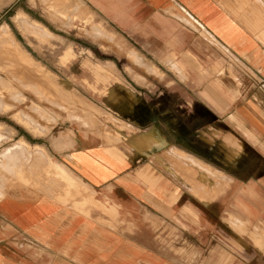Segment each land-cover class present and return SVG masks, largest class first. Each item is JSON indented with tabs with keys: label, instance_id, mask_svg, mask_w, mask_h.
<instances>
[{
	"label": "crops",
	"instance_id": "obj_1",
	"mask_svg": "<svg viewBox=\"0 0 264 264\" xmlns=\"http://www.w3.org/2000/svg\"><path fill=\"white\" fill-rule=\"evenodd\" d=\"M86 1L164 56L199 58L197 93L163 111L145 98L124 119L139 133L114 143L0 119V264H264V0Z\"/></svg>",
	"mask_w": 264,
	"mask_h": 264
},
{
	"label": "rangeland",
	"instance_id": "obj_2",
	"mask_svg": "<svg viewBox=\"0 0 264 264\" xmlns=\"http://www.w3.org/2000/svg\"><path fill=\"white\" fill-rule=\"evenodd\" d=\"M93 3L98 5L86 0H0V27L7 25L20 53L18 62L0 56V119L23 123L15 115L21 111L32 126L29 121V126L23 124L36 135H40L36 130L45 131L41 135L51 134L66 121L92 128L114 143L124 139V130L132 136L139 133L124 119H131L134 108L145 98L156 99L151 106L163 111L168 107L166 98L196 96L197 74L190 75L187 70L189 66L197 68L199 58L164 56L166 51L156 48V42L134 40L131 32H124ZM20 13L43 24L52 34L21 29L15 20ZM179 18L196 29L183 16ZM220 49L222 64H242ZM219 74H200L206 77L207 90H218ZM141 107L147 109L143 104ZM1 132V136H10L9 131ZM20 142L19 148L23 145ZM205 173L202 181L206 183L199 188L206 195L214 187L209 182L215 179ZM188 188L196 194V188Z\"/></svg>",
	"mask_w": 264,
	"mask_h": 264
},
{
	"label": "bare ground",
	"instance_id": "obj_3",
	"mask_svg": "<svg viewBox=\"0 0 264 264\" xmlns=\"http://www.w3.org/2000/svg\"><path fill=\"white\" fill-rule=\"evenodd\" d=\"M18 23H19V25H20V28L21 29H24L25 31H27V32H37V30H41V31H43V32H47V29L45 28V27H43L41 24H39L38 22H36V21H33V20H31V19H29L28 17H26L25 16V14H19V15H17L16 16V19H15ZM19 25H17V26H19ZM8 27H7V25H5V26H1L0 27V56L2 57L3 56V58H7V59H9L10 61L11 60H16V62H18V60H20V53L17 51V48H16V42H15V40H14V38H13V36L11 35V33L8 31V29H7ZM38 34V33H37ZM19 47V46H18ZM22 57V56H21ZM6 60V59H5ZM4 61V60H3ZM13 61V62H14ZM20 63V62H19ZM21 64V63H20ZM22 65V64H21ZM20 65V66H21ZM22 68H24V69H26L27 67H25V66H21ZM16 70V69H15ZM14 70V71H15ZM22 70V69H21ZM27 71H30L31 72V69L29 70V69H26ZM7 71V70H6ZM25 71V70H24ZM11 72V71H10ZM9 72V73H10ZM19 72V71H18ZM21 72V71H20ZM26 73V72H25ZM20 74V73H19ZM31 74H32V72H31ZM24 75V74H23ZM33 76L35 75V73L34 74H32ZM36 76V75H35ZM34 76V77H35ZM28 77V76H27ZM26 77V78H27ZM1 78V77H0ZM29 78V77H28ZM31 78L33 79V77L31 76ZM38 78V77H37ZM37 78L35 79V80H37ZM18 79V78H17ZM6 80V79H5ZM23 80H24V78H23ZM34 80V81H35ZM25 81V80H24ZM30 81V80H29ZM7 82V81H6ZM23 84V83H22ZM30 84V83H29ZM3 102V101H2ZM35 106H33V107H38V105H36L35 103H33ZM2 106H3V104H2ZM6 108H7V106H5ZM35 110V109H34ZM36 110H37V108H36ZM21 112V111H20ZM15 113V115L18 117V119L20 120V121H22L24 124H26V125H28L29 126V122L31 123V126H32V122H31V120L29 121V117L28 118H26L25 116H24V114H22V112L21 113ZM31 113V112H30ZM29 114V113H28ZM32 119V118H31ZM29 121V122H28ZM34 121V120H33ZM34 124V123H33ZM25 125V126H26ZM34 126V125H33ZM34 130H36V129H34ZM44 130V129H43ZM36 133H40V135L41 134H44V132L45 131H43V133L40 131V132H38L37 130L35 131ZM21 144H23L25 147H26V149L28 148L29 149V144L27 143V142H24V141H22L21 140V142H20ZM16 147V146H15ZM5 150V149H4ZM9 150V149H8ZM8 150H7V153H8ZM42 150V149H41ZM19 153V152H18ZM43 154H45L44 152H42ZM1 155V154H0ZM2 156V155H1ZM28 156V155H27ZM6 157V156H5ZM12 157V156H11ZM10 157V158H11ZM179 157H181V156H179ZM8 158V157H7ZM9 159V158H8ZM13 163H16V162H13ZM21 163V162H20ZM15 165V164H14ZM2 169V168H1ZM5 170V169H4ZM2 171V170H1ZM5 174V173H4ZM2 175V174H1ZM204 182V181H203ZM204 183H206V182H204ZM33 198V197H32Z\"/></svg>",
	"mask_w": 264,
	"mask_h": 264
}]
</instances>
